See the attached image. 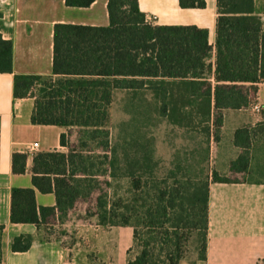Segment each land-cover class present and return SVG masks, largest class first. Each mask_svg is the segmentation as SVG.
Masks as SVG:
<instances>
[{
	"label": "trees",
	"instance_id": "16d2710c",
	"mask_svg": "<svg viewBox=\"0 0 264 264\" xmlns=\"http://www.w3.org/2000/svg\"><path fill=\"white\" fill-rule=\"evenodd\" d=\"M96 0H66L72 8H90ZM182 9H205V0H179ZM109 27L55 26L53 76H16L15 97L35 99L33 125L66 130L60 137L67 153L34 157L33 186L54 194L56 207L39 208L34 189H14L11 222L40 227L59 214L65 219L79 202L96 192L95 214L101 226L132 227L140 252L128 264H181L194 235L199 261L207 259L210 185L234 181L213 172L200 178L192 166L176 164L161 178L154 143L134 135L113 143L107 129L116 92L138 107L142 92L153 96L160 117L175 127L199 130L209 144L218 140L223 111L248 108L264 83V23L255 0H218L215 87L207 76L213 48L208 31L197 27L153 26L139 0H109ZM13 73V43L0 34V74ZM37 93H36V89ZM151 106V105H150ZM78 131V146L71 142ZM252 133H236L244 153L231 163L247 172ZM210 146L207 150V160ZM28 156H13V172L25 174ZM101 178H108L104 192ZM130 184L129 196L116 185ZM0 226V263L2 234ZM32 238H15L14 253L31 249Z\"/></svg>",
	"mask_w": 264,
	"mask_h": 264
},
{
	"label": "crops",
	"instance_id": "0c3cea01",
	"mask_svg": "<svg viewBox=\"0 0 264 264\" xmlns=\"http://www.w3.org/2000/svg\"><path fill=\"white\" fill-rule=\"evenodd\" d=\"M205 1V9H182L179 0H139V4L153 26L208 31L213 52L207 78L215 87L218 0ZM108 3L96 0L90 8H72L66 0H0V34L13 43V73L0 74V226L5 227L0 264H128L134 229L101 226L96 217L78 210L80 202L65 219L57 214L40 227L11 222L14 189H34L39 208L56 207L54 194H42L33 186L34 157L68 152L60 144L66 130L33 125L35 99H16L15 78L53 76L55 26L109 27ZM255 13L264 23V0H255ZM255 103L260 112L254 109ZM222 115L219 138L212 143L211 165L221 177L238 180L210 185L207 259L195 264H264V129L256 131L264 127V83L258 85L248 108L225 110ZM243 129L252 133L250 164L247 172L234 173L231 163L244 153L235 136ZM32 144H39L35 153L27 151ZM15 154L28 156L25 174L13 172ZM22 235L32 238L31 249L14 253L13 242Z\"/></svg>",
	"mask_w": 264,
	"mask_h": 264
},
{
	"label": "rangeland",
	"instance_id": "374dc122",
	"mask_svg": "<svg viewBox=\"0 0 264 264\" xmlns=\"http://www.w3.org/2000/svg\"><path fill=\"white\" fill-rule=\"evenodd\" d=\"M38 88L36 89L37 93ZM142 100L137 102L136 109L127 106L128 95L126 92H116L114 104L110 110V120L107 129L112 133L113 143L123 142L131 139L134 135L138 139L147 138L153 141L155 147L156 160L159 163L157 175L159 178L165 176L168 171L173 170L176 164L181 163L183 167L192 166L200 178L212 175L214 169L211 165L212 139L210 144L203 132L199 130L181 129L170 125L167 120L160 117L153 104V98L148 91L142 92ZM151 105V106H150ZM264 127L257 129L260 132ZM71 142L78 146V131L72 129ZM210 146V155L207 160V150ZM227 178V177H223ZM229 179V178H228ZM237 181L238 179H230ZM104 192L110 191L108 178H101ZM117 189L129 196L130 184L123 180L116 185ZM101 192H96L90 201L80 202L78 210L85 212L87 217L94 218L96 211V200ZM140 252L137 247L133 248L131 257H135ZM199 252L196 237L193 235L184 249V259L181 264H195L198 261ZM130 259V258H129Z\"/></svg>",
	"mask_w": 264,
	"mask_h": 264
},
{
	"label": "built area",
	"instance_id": "2783aa9c",
	"mask_svg": "<svg viewBox=\"0 0 264 264\" xmlns=\"http://www.w3.org/2000/svg\"><path fill=\"white\" fill-rule=\"evenodd\" d=\"M253 106H254V109H255L256 111L260 112L261 107H260L257 103H255ZM38 149H39V144H32V145H29V146L27 147V151H28L29 153H35L36 151H38Z\"/></svg>",
	"mask_w": 264,
	"mask_h": 264
}]
</instances>
